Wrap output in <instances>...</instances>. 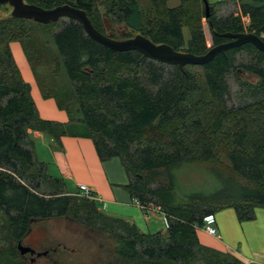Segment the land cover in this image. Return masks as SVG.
<instances>
[{
	"label": "trees",
	"instance_id": "trees-1",
	"mask_svg": "<svg viewBox=\"0 0 264 264\" xmlns=\"http://www.w3.org/2000/svg\"><path fill=\"white\" fill-rule=\"evenodd\" d=\"M101 1L105 14L128 31L123 39L140 35L199 56L207 49L203 25L211 46L228 41L209 29V20L217 32L251 33L264 41V0H233L234 11L223 17L214 16L210 5L205 17L201 0H177L173 7L167 0H147L144 7L140 0ZM96 2L24 0L42 9L81 8L104 35ZM55 23L0 18V264H24L12 242L23 243L34 224L61 221L92 233L87 246L95 252L87 264H244L201 246L195 229L224 208H231L239 223L251 221L256 208L264 209V53L242 44L215 54L198 72L136 51L109 50L67 19L47 38L53 79L62 65L70 89L59 85L64 99L48 96L51 85L41 95L70 116L59 124L39 118L9 48L17 42L29 64L31 57L39 63L45 49L38 34ZM238 71L256 82L240 81ZM230 76L237 84L235 99L242 100L234 106L227 103ZM29 132L57 144L62 136H84L100 161L117 158L127 178L123 188L135 202L159 209L165 235L139 233L128 222L103 215L93 200L67 195L35 161ZM44 251L46 258L52 256L49 264L83 260L81 253Z\"/></svg>",
	"mask_w": 264,
	"mask_h": 264
},
{
	"label": "rangeland",
	"instance_id": "rangeland-1",
	"mask_svg": "<svg viewBox=\"0 0 264 264\" xmlns=\"http://www.w3.org/2000/svg\"><path fill=\"white\" fill-rule=\"evenodd\" d=\"M96 8L98 13L101 16V22L104 35L107 37L114 38L115 40H124L123 37H127L129 35L128 31L123 27L122 23H115L111 19V17L105 14L104 4L101 0H96ZM141 1V2H140ZM139 4L141 6L147 5V0H140ZM209 7H211V11L216 17H223L230 12H233L235 7L233 5V1L231 0H206ZM167 5L170 7L177 5V0H167ZM5 11L0 10V18L5 15H9V7H5ZM67 19H60L56 24H50V28L48 32H41L38 34V38L43 43V48L45 49V56L40 58L39 63H36L31 57L30 64L27 61V55L23 56L20 45L17 42H13L9 45L12 58L14 63L20 73L21 80L24 84L28 86L29 96L31 101L33 102L37 114H39L42 120L45 121H58L66 117L65 123L69 120L70 116L67 112L63 110L57 109L55 107V102L52 98H60L64 99L65 91L64 88L60 87L66 83L68 88L70 89V85L68 80L66 79L64 70L62 65H60V69L55 74V78L53 79L54 69L51 65L50 59L53 56V52L51 51V47L48 42L47 34L51 32H55L58 29L59 23H64ZM201 24H204V19L200 20ZM203 31L206 35V47H211V43L209 41V36L206 27L203 25ZM184 38H186V30L183 29ZM130 36V35H129ZM133 36V35H132ZM53 46V45H52ZM56 58L60 61L57 53ZM29 54V51L27 53ZM61 64V62H60ZM193 71H198V66H191L190 68ZM197 72V74H199ZM237 77L240 81H245L249 83L256 82V79L248 74H245L241 71H238ZM198 81L201 82V78H198ZM227 83L229 86L230 95L227 98V103L234 106L239 104L242 100H237V84L234 81L233 77L227 78ZM52 87V95L48 93L49 97L52 98H43L42 92H45L44 87ZM48 92V91H47ZM54 94V95H53ZM61 114V115H60ZM63 117V118H62ZM62 120V121H63ZM64 123V124H65ZM32 144V142H31ZM52 146H57L52 143ZM46 145V143H45ZM60 145V144H59ZM34 157L36 155L35 161L38 164L44 166L45 173L50 177L57 179L59 182V186L61 184L64 185V181H68L69 178L74 181V177H69L68 174L72 173L73 166L72 162H58L57 158L52 155L42 156V153L46 154V148L37 147L36 143L32 144ZM38 151V152H37ZM43 157L44 160H41ZM65 162V160H64ZM66 175V180L63 179V176ZM73 178V179H72ZM79 181V179H76ZM78 186V182H76ZM76 186V187H77ZM69 186L67 189H69ZM62 191L65 192L64 188ZM255 220L248 221L244 223H239L236 220L234 211L231 208H224L218 210L212 214L213 224L212 226L216 230V236H209L203 231V224L201 227H197L195 229L196 237L199 244L205 248H208L211 251H215L221 254L234 255L240 254L242 256H246L251 258L254 255H250V252L254 251L259 258L257 261H261L264 263V216L260 215L264 214V209L256 208L255 210ZM215 219V221H214ZM1 223V222H0ZM253 223L250 227L252 228V236L249 238L247 236L248 225ZM160 229V228H159ZM4 236V230L0 224V248L4 245L1 241ZM2 238V239H1ZM92 233L85 232L80 227L72 224L69 221L64 222H54L46 224V226L37 224L32 227L31 231L24 237L23 243H19L20 246L25 247L26 244H30V246L35 247V250H45L51 248L55 250V252L66 253L70 255H76L77 253H81L80 256L83 255V260L77 261V264H87L86 261L93 263L92 253L95 252V247L88 248L87 241L88 239H92ZM84 239V240H83ZM83 240V241H82ZM93 240V239H92ZM96 240V239H94ZM89 245V244H88ZM253 247H252V246ZM12 246L16 249L17 242H12ZM258 248L256 250H251L252 248ZM244 254V255H243ZM18 257L24 264H49L48 260L50 259L45 257H31L26 251H18ZM58 255L54 254L53 259H57ZM66 258V257H65ZM229 259V257H227ZM67 260V259H66ZM242 260V259H241ZM245 261V260H244ZM72 262V261H71ZM253 262V261H252ZM73 263V262H72ZM74 264V263H73Z\"/></svg>",
	"mask_w": 264,
	"mask_h": 264
},
{
	"label": "crops",
	"instance_id": "crops-1",
	"mask_svg": "<svg viewBox=\"0 0 264 264\" xmlns=\"http://www.w3.org/2000/svg\"><path fill=\"white\" fill-rule=\"evenodd\" d=\"M242 21L245 24L247 23L246 18H242ZM38 116L39 118H42L39 114ZM62 120L63 119L53 122L64 124L66 117L63 121ZM28 139L32 144L36 143L37 147L46 148V154L42 153L43 157L46 155H52L53 158H57L58 162L61 161L64 164L70 161L72 162L73 166L70 165V167L73 168V171L72 173H69L68 176L74 177V181L69 178L68 181H64L63 185L67 195L75 196L74 194L77 191L76 182H78V185H84L90 191L94 198L93 201L96 203V208L103 215L128 222L129 224H132L139 233L160 232L165 235L166 220L164 215L159 212H150L146 215L142 214L135 201L132 200L123 188L127 183V178L118 159L110 158L100 161L96 156L90 139L84 136H62L59 139V145L50 137L37 132H29ZM52 143L57 146H52ZM43 157L41 160H44ZM34 158H36V155ZM65 176L66 175L63 176L64 180H66ZM76 179H79V181ZM69 186L71 187L66 190ZM260 215L264 216L262 213ZM253 220H255V211L254 218L251 221ZM252 224L253 223L247 224V236L249 238L252 236V228H250L252 227ZM256 249L254 247L251 250ZM250 255L254 256H251V258L248 257V259L246 256L236 253H234L233 256L242 263L249 261L251 264H264L261 261H257V258L260 256L254 251L250 252Z\"/></svg>",
	"mask_w": 264,
	"mask_h": 264
},
{
	"label": "water",
	"instance_id": "water-1",
	"mask_svg": "<svg viewBox=\"0 0 264 264\" xmlns=\"http://www.w3.org/2000/svg\"><path fill=\"white\" fill-rule=\"evenodd\" d=\"M203 4L204 16L209 15L208 4L206 0H201ZM9 7V16L12 18L31 20L39 24L54 23L60 19H70L79 23L86 35L95 43L104 46L109 50L116 52L136 51L141 56L160 63L170 64L182 68L186 65L200 66L212 59L217 53L224 50L238 47L242 44H251L258 51L264 53V41L258 36L251 33L229 34L225 31L217 32L212 28L211 22L208 20L209 29L219 36L225 37L228 41L220 43L204 50L202 55L195 56L186 52H176L164 44H153L148 39L134 35L124 40H114L105 35L100 34L90 24L88 18L81 8L66 4L58 5L50 9H42L36 5L26 4L24 0H0V7ZM17 251H26L31 257L44 255L45 253H34V250L16 246Z\"/></svg>",
	"mask_w": 264,
	"mask_h": 264
},
{
	"label": "built area",
	"instance_id": "built-area-1",
	"mask_svg": "<svg viewBox=\"0 0 264 264\" xmlns=\"http://www.w3.org/2000/svg\"><path fill=\"white\" fill-rule=\"evenodd\" d=\"M76 193L74 194L75 196L79 198H84L87 200H94L92 194L90 191L84 186V185H78L76 189ZM138 206V208L141 210L142 214L146 215L147 213L150 212H159V209L156 207H153L151 204H139L135 202ZM160 213V212H159ZM203 231L209 235V236H216V230L212 226L213 224V218L211 215H208L203 218ZM244 264H251V262L246 261Z\"/></svg>",
	"mask_w": 264,
	"mask_h": 264
},
{
	"label": "flooded vegetation",
	"instance_id": "flooded-vegetation-1",
	"mask_svg": "<svg viewBox=\"0 0 264 264\" xmlns=\"http://www.w3.org/2000/svg\"><path fill=\"white\" fill-rule=\"evenodd\" d=\"M27 246H29L30 248H32V249L34 250V253H43V252L45 253L44 255L42 254V255H39V256H37V257H40V256H41V257H45V255H46V251H44V250H38V251H37V250H35V247L30 246V244H29V245H28V244L25 245V247H27ZM29 255H30V254H29Z\"/></svg>",
	"mask_w": 264,
	"mask_h": 264
}]
</instances>
